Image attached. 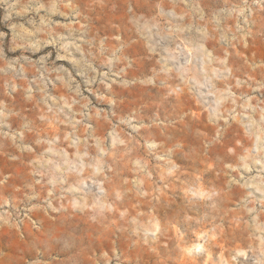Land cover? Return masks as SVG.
I'll return each instance as SVG.
<instances>
[{"label": "clouds", "instance_id": "obj_1", "mask_svg": "<svg viewBox=\"0 0 264 264\" xmlns=\"http://www.w3.org/2000/svg\"><path fill=\"white\" fill-rule=\"evenodd\" d=\"M0 264H264V0H0Z\"/></svg>", "mask_w": 264, "mask_h": 264}]
</instances>
